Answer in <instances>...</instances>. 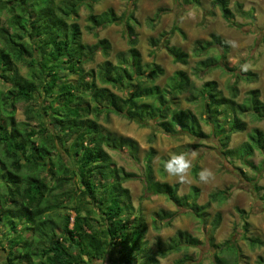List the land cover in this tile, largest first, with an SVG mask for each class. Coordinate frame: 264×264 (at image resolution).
<instances>
[{
	"label": "trees",
	"instance_id": "trees-1",
	"mask_svg": "<svg viewBox=\"0 0 264 264\" xmlns=\"http://www.w3.org/2000/svg\"><path fill=\"white\" fill-rule=\"evenodd\" d=\"M99 1L0 0V13L4 11L6 15L4 21L0 18V82L8 87L6 92L0 90V150L9 161L5 172L0 173V227L8 226L6 233L0 235V245L8 241L6 264H92L93 260L105 258L110 264H159V259L186 252L198 244L188 233L178 231L167 243L157 239L155 250L142 257L147 226L140 215H134L129 191L123 186L134 177L118 170L105 151L107 148L131 157L137 145L130 139L100 133V117L113 114L139 125L154 122L165 133L181 130L201 140L207 135L193 114L174 109L167 97L194 92L189 76L177 71L168 87L158 85L163 69L142 61L136 48L137 22L132 12L120 17L112 9L94 14ZM212 4L233 25L229 0H212ZM82 9L88 13L87 30L122 25L129 46L125 55H116V64L104 61L97 66V72L86 70V66L94 62L97 52L108 53L110 47L106 39L97 40L93 46L82 42L76 22ZM165 36L159 35L165 42L163 48L175 63L186 65L188 54L168 46ZM159 38H150L151 46L158 47ZM211 38L212 42L193 50L195 56L215 44L222 53L198 61L194 72L219 65L227 53L223 39L216 35ZM18 66L27 69L26 77L19 74ZM66 73L76 76L75 82L68 81L63 76ZM252 77L255 75L250 74L249 80ZM237 95V88L232 87L230 98H224L215 82H206L198 93L205 114L212 119L210 136L220 146L224 159H228L232 172L247 181L249 173L234 167L233 160L237 158L241 166L251 168L249 159L256 150L263 167L264 132L253 130L237 150L228 149V145L233 134L246 130L238 115L247 113L264 120V103L258 90L248 93L244 107L236 105ZM37 101L42 103L34 107ZM19 102L26 104L25 120L21 123L15 120V105ZM220 115L224 116L223 121L219 120ZM44 116L49 117L52 129L45 125ZM32 122L38 129L30 128ZM222 122H227L228 129ZM59 148L71 159L70 164L64 161ZM151 156L152 153L141 178L146 194L162 195L176 208H188L193 217L201 219L209 204H196V188H192L194 194L191 191L180 197L175 186L154 181ZM23 169L27 176L20 174ZM196 172L195 167L193 173ZM76 185L78 193L73 189ZM255 188L264 210V189ZM237 212L242 215L243 239L251 247L261 245L246 237V213ZM171 218L169 215L167 220ZM219 222L218 217L214 230ZM225 244L227 249H235L233 244ZM187 260L184 257L177 263ZM215 264H224L218 255Z\"/></svg>",
	"mask_w": 264,
	"mask_h": 264
},
{
	"label": "rangeland",
	"instance_id": "rangeland-1",
	"mask_svg": "<svg viewBox=\"0 0 264 264\" xmlns=\"http://www.w3.org/2000/svg\"><path fill=\"white\" fill-rule=\"evenodd\" d=\"M133 3L135 6L132 5ZM228 8L234 18L233 25L222 18L219 9L213 6L212 0H101L93 8L94 14L112 9L116 17L132 12L137 22L134 25L137 34L136 48L141 54L142 61L148 65L156 64L163 69L157 84L168 87L174 74L177 71H184L195 88L194 92L190 91L174 97L168 94L167 97L174 109L188 111L196 117L201 131L207 135L203 140L191 137L181 130H170L165 133L157 128L154 122L150 125H139L113 114L108 118L101 116L98 121L100 133L130 139L137 145V151L131 157L124 152L107 148L105 151L118 170L134 177L126 181L123 186L129 191L134 215H140L147 226L145 251L142 257L150 255L155 250L157 239L167 243L178 231L186 232L198 241L197 246L189 247L186 252L173 253L159 259V264H178L177 262L184 257L189 260L182 264H215L216 255L224 264H264L261 262L264 259V210L255 192V186L264 189L262 157L255 150L249 159L253 165L251 168L241 166L242 162L237 158L233 160L234 167L242 168L249 173L248 182L240 174L233 173V169L228 165V159H224L220 151V146L216 144L214 137L210 136L212 119L205 114L203 102L198 97L199 91L206 82H215L224 98H230L232 87L237 88L236 105L247 106L248 93L252 90L259 91L260 100L264 103V0H229ZM0 18L2 21L6 19L4 11L0 13ZM87 18V11L80 10L76 22L81 29L82 42L93 46L97 40L106 39L110 47L108 53L97 52L94 62L86 66V70L93 69L97 72V66L104 61L116 64V55L119 53L125 55L129 46L122 25L87 30ZM174 27L177 29L174 30ZM161 33L166 35L164 40L167 41L168 46L179 48L188 54L186 65L173 61L163 48L165 42L161 37L159 38ZM212 35L220 37L225 42L234 40L238 43V47L234 49L226 43L228 51L225 57L221 58L220 66L194 72L198 61L222 53L221 48L215 44L201 51V55L195 56L193 50L206 42H212ZM150 38H159V46L156 48L151 46ZM246 62L251 64V68L244 73L240 71V65ZM18 71L23 77L27 76L28 72L24 67L18 66ZM250 74L255 75L251 80H249ZM63 76L71 82L77 79L76 76H68L67 73ZM7 89L8 87L0 82V90L6 92ZM35 97L39 98V95L35 94ZM42 100L41 97L40 101ZM40 101L34 103V107H39L42 103ZM25 107L26 104L22 102L15 105V120L18 123L25 120ZM226 113L230 115L229 112ZM223 115H220V121H223ZM238 117L246 124V130L231 136L228 145L230 150L239 149L253 134V130L264 132V120H256L247 113ZM43 119L45 125L52 129L49 117L44 116ZM226 123L222 122L224 128L228 129ZM30 128L38 129V126L32 122ZM189 149L198 150V156L190 170L188 183L181 184L164 172L163 163L172 154ZM59 152L64 161L70 164L71 159L60 148ZM151 153L150 165L154 181L175 186L180 197L190 195L191 191L194 194L192 188H196V204L199 206L209 204L201 219L193 217L188 208H176L162 195L146 194L141 178L146 160ZM0 160L1 173L5 172L9 164L1 150ZM195 167L196 174L193 173ZM203 168L211 169L215 173V179L210 183L202 184L198 181L199 171ZM20 174L27 176L28 173L23 169ZM66 188L70 189V186ZM73 189L76 193L79 192L77 185ZM217 192L224 194L219 196ZM190 202L189 199L188 203ZM237 210L246 213L249 224L246 237L261 242V245L251 247L248 240L243 239L242 215ZM169 215H172V218L167 220ZM218 217L220 222L214 230L213 223ZM7 230L8 226L3 224L0 227V235H4ZM225 243L233 244L235 249H227ZM7 246L6 240L3 246L0 245V264H6ZM137 261L139 262L140 258ZM92 264H110V262L105 258V260H93Z\"/></svg>",
	"mask_w": 264,
	"mask_h": 264
},
{
	"label": "clouds",
	"instance_id": "clouds-1",
	"mask_svg": "<svg viewBox=\"0 0 264 264\" xmlns=\"http://www.w3.org/2000/svg\"><path fill=\"white\" fill-rule=\"evenodd\" d=\"M226 43L232 47L237 48L238 43L234 40L226 41ZM251 68V64L246 62L240 65L241 72H248ZM198 156V150L189 149L179 153L172 154L163 163L164 172L171 178L175 179L178 183H188V176L190 170L193 167L194 160ZM215 179V173L208 168H203L199 171L198 181L202 184L210 183Z\"/></svg>",
	"mask_w": 264,
	"mask_h": 264
}]
</instances>
